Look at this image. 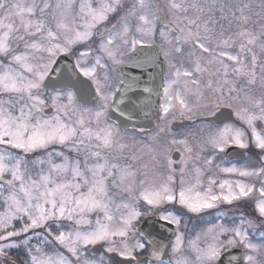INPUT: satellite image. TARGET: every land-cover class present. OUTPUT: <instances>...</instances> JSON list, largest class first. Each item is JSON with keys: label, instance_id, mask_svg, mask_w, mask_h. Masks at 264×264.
Masks as SVG:
<instances>
[{"label": "snow or ice", "instance_id": "snow-or-ice-1", "mask_svg": "<svg viewBox=\"0 0 264 264\" xmlns=\"http://www.w3.org/2000/svg\"><path fill=\"white\" fill-rule=\"evenodd\" d=\"M0 264H264V0H0Z\"/></svg>", "mask_w": 264, "mask_h": 264}, {"label": "water", "instance_id": "water-1", "mask_svg": "<svg viewBox=\"0 0 264 264\" xmlns=\"http://www.w3.org/2000/svg\"><path fill=\"white\" fill-rule=\"evenodd\" d=\"M128 71H131L133 72L134 74H139L142 70L141 69H138V68H133L131 65L127 66V69ZM148 71H153V69L149 68L147 69ZM156 71L158 72L159 71V68L156 69ZM147 78V77H145ZM178 158V157H177Z\"/></svg>", "mask_w": 264, "mask_h": 264}, {"label": "flooded vegetation", "instance_id": "flooded-vegetation-1", "mask_svg": "<svg viewBox=\"0 0 264 264\" xmlns=\"http://www.w3.org/2000/svg\"><path fill=\"white\" fill-rule=\"evenodd\" d=\"M240 211H242V212H243V211H247V209H245V208L242 207V208L240 209Z\"/></svg>", "mask_w": 264, "mask_h": 264}]
</instances>
